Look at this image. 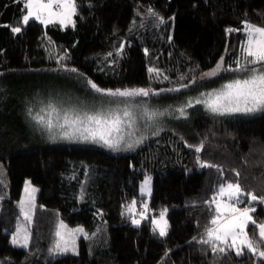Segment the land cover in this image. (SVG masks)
<instances>
[{
  "label": "trees",
  "instance_id": "trees-1",
  "mask_svg": "<svg viewBox=\"0 0 264 264\" xmlns=\"http://www.w3.org/2000/svg\"><path fill=\"white\" fill-rule=\"evenodd\" d=\"M76 2L75 25L61 27L35 20L25 24L24 0H0V162L9 185L6 190L0 184V264H210L213 254L210 248L202 252L207 246L199 237L211 226L215 205L204 201L228 181H238L245 193L264 195V112L219 120L199 113L176 129L165 128L146 139L133 152L112 154L102 147L51 144L28 110L34 113L37 106L58 101L51 90L59 88L74 98L73 103L88 100L93 95L88 77L102 87L153 89L187 84L195 77L187 88L156 95L166 102L160 109L171 113L165 118H173L179 113L173 115L172 107L180 108L197 95L194 86L202 72L212 69L221 56L225 66L235 63L244 37L241 21L264 26V0H91V6L89 0ZM148 7L163 23L148 14ZM11 27L21 32L12 33ZM121 42L125 49L117 55L114 48ZM108 52L113 55L106 56ZM58 54L68 71L59 69ZM109 59L116 62L109 64ZM149 66L161 73H149ZM73 67L85 75L72 72ZM232 75L221 73V81ZM202 140L200 153L188 147ZM197 156L220 166L224 175L200 166ZM145 175L151 177L149 217L133 225L127 205L135 198L140 211L146 198L139 194V185ZM26 180L38 188V195L31 246L24 249L13 245L10 236ZM248 203L242 195L237 206ZM251 206L257 223L264 222V202ZM165 208L168 231L160 237L151 219ZM59 220L83 226L89 236L78 241L76 253L49 258ZM246 230L258 237L255 226ZM254 261L259 264L247 251L236 257L232 250L229 258H222V264Z\"/></svg>",
  "mask_w": 264,
  "mask_h": 264
},
{
  "label": "snow or ice",
  "instance_id": "snow-or-ice-1",
  "mask_svg": "<svg viewBox=\"0 0 264 264\" xmlns=\"http://www.w3.org/2000/svg\"><path fill=\"white\" fill-rule=\"evenodd\" d=\"M89 5L91 6V0H89ZM24 7L26 14H23L22 20L25 24H28L30 18H33L44 25L58 20L63 27L67 24L75 25L73 15L77 12L79 5L76 0H25ZM147 12L159 23H163V17L152 7H148ZM241 23L244 25L247 38L241 44V55L237 56L235 66L233 67L231 63L225 66V58L221 56L212 69L201 73V77L216 76L218 73H232V78L227 79L219 89L200 92L199 95L203 98L201 100L189 98L179 108V116H188V112L184 109L193 103L203 104L211 113L264 111V26H257L247 20L241 21ZM11 32L19 33L21 28L11 27ZM168 39L171 40L172 37L169 36ZM124 49L125 43L121 42L118 48H114V51L119 55ZM148 51V48H144L146 55ZM105 55L111 57L113 53L108 52ZM56 60L59 69L68 71L67 65L61 60V55H56ZM107 62L114 64L116 61L109 59ZM71 71L80 76L85 75L79 73V70L74 67ZM148 72L159 75L161 69L149 66ZM183 78V74H181L180 79ZM164 79L167 80L169 77L165 76ZM195 79L193 77L188 80L187 84L178 83L169 89H153L142 86L102 87L88 77L86 85L93 93L90 100L77 101L67 107H57L53 103H49L47 116L39 113L33 115L31 108L28 112L36 121V129L46 133L50 140L92 141L113 151L121 148L132 149L142 143L144 139L142 131L139 136L137 135L140 125L143 128L149 127V122L158 125L161 122L158 118L166 114L171 115L168 109L153 107L149 101L137 98L156 96L163 91L177 92L187 88ZM53 113L56 114L55 118H53ZM156 134L155 131L152 132L153 136ZM203 146V140L195 145H188L190 148H195L196 153H200ZM197 163L202 167L216 168L221 176L224 175L220 166L202 160L199 156H197ZM231 171L239 177L240 173L237 169L233 168ZM150 180L151 177L145 175L140 189L142 193L151 191ZM25 185L29 187L28 195L21 197L19 207L26 224L31 225L33 222L32 211L35 208L33 196L35 188L30 187L27 180ZM242 195H246L249 203L238 207ZM222 197L223 199H221ZM252 202H264V195H256L254 191L245 193L238 181L221 183L219 190L213 192L212 199L204 201L206 205H215V214L211 215L210 219L211 226L206 225L199 237V243L202 246H207V248L202 247V252L210 248L213 254L210 264H222V258H229L232 250L236 257H242L247 251L253 257L259 258V264H264V222L257 223L254 219L255 209L251 206ZM136 203L137 201L133 198L132 202L127 205V211L133 214L131 222L140 224L141 220L146 218L149 205L141 204L140 211L137 213ZM39 207L43 208L44 205ZM166 211V208L161 210L159 217L153 216L151 219L153 231L158 230L160 237H164L168 231V221L165 219ZM137 215L139 219L136 218ZM250 226H255L258 229V237L255 233L250 235L246 230ZM80 233L85 238L89 236L82 226L68 228L63 220H59L54 232L55 239L48 251L50 253L75 252V237ZM30 235L29 228L21 225L17 218L16 230L11 233V243L28 248ZM92 235L94 236L95 233ZM192 240H197V237H192ZM165 256H167V252Z\"/></svg>",
  "mask_w": 264,
  "mask_h": 264
},
{
  "label": "rangeland",
  "instance_id": "rangeland-1",
  "mask_svg": "<svg viewBox=\"0 0 264 264\" xmlns=\"http://www.w3.org/2000/svg\"><path fill=\"white\" fill-rule=\"evenodd\" d=\"M24 3H25V0H24ZM26 14V12L24 13ZM74 16V15H73ZM30 20H34L33 18H30ZM23 21V20H22ZM38 23H40L39 21H36ZM24 23V22H23ZM53 23H56V24H59V21L58 20H54L52 22H50L49 24H53ZM42 24V23H41ZM44 25V24H43ZM60 25V24H59ZM68 25H71V24H67L65 26H68ZM61 26V25H60ZM63 26V27H65ZM62 27V26H61ZM244 33V37L242 38L241 42L238 44V47H237V56H240L241 55V44L242 42L247 38L246 37V33L243 31ZM235 66V63L233 64V67ZM224 75V74H223ZM64 82L67 81V76H61L60 77ZM222 80V77H221V73H218L216 76H211V77H200L199 78V81L196 83V86H194V89L197 88V95L193 97V99L195 100H201L203 99L202 97H200L199 93L200 92H207L211 89H219L222 84L226 81V80ZM215 84H218L216 86H213ZM198 85V86H197ZM209 85H212L213 87H210L208 89H204L206 88L207 86ZM202 86V88H200ZM204 89V90H202ZM64 92H66V90L64 88H59L57 90H51V94H54V95H59V100L58 101H48L46 102L45 104H41L39 106H37V109L36 111L33 113V115L39 113L40 115H44V116H47V113H48V109H47V105L49 103H53L55 106L57 107H67L69 104L73 103V100L74 99L73 97L67 95V94H63ZM67 93V92H66ZM62 95L64 96L62 98ZM163 95H158V96H154L153 98H148L147 101H149V104L153 107L156 106V108H161L162 105H164L166 102L164 101L163 99ZM88 100L91 99V97L87 96ZM85 101V100H84ZM155 105V106H154ZM172 110H174V114L173 115H176L179 113V108L177 107H172ZM185 111L188 112V116L186 117H181L179 115H176L174 116L173 118L172 117H168V118H165V116L163 117H160L158 118L161 122L158 124V125H153L151 122H149V127L147 128H143L142 125H140V130L137 131V135L139 136L141 134V131L143 132V135H144V139L142 141L145 142L146 139L150 140L152 138H154L155 136H157L161 131H163L165 128L166 129H176L178 128V125L180 123V125H182L183 122H185L188 118L192 119L194 118L196 115H198L199 113H205L206 115H208L209 117H212V119H215V120H219V119H226V118H234V117H255L261 113H263L264 111H257V112H253V113H242V112H236V113H211L210 111H208L204 106L203 104H196V103H193L191 104L188 108H185L184 109ZM56 114L53 113V118H55ZM32 119V117L30 118ZM34 124L36 125V121L33 120ZM159 129V130H157ZM156 132L157 134L155 136L152 135V132ZM46 134V133H45ZM47 136V134H46ZM48 137V136H47ZM49 142L52 144V143H66V144H73V145H78V146H93V147H102L103 149H105L106 151L112 153V154H125V153H128V152H133L135 151L142 143L136 145L135 148H132V149H118V150H111L109 148H106L104 147L103 145L101 144H97L95 142H92V141H81V140H67V139H56V140H50L49 139ZM29 181V180H27ZM143 181V180H142ZM0 184L7 190L8 189V178H7V172H6V169L3 165L2 162H0ZM29 186L30 187H34L35 188V192L33 193V196H34V201H35V208L33 209L32 211V216H33V222L31 225H27L26 224V221H25V218L23 217V215H21L20 213V207H19V202L21 200V197L24 196V197H27L28 195V190H29V187L25 185V182L23 184V188H22V192H21V196H20V199L18 201V208H19V222L21 225L23 226H27L29 228V231L31 233L30 235V238H29V247L31 246V237H32V227H33V223L35 221V211H36V199H37V195H38V188L34 185L31 184V182L29 181ZM142 187V182L140 183L139 185V194L141 196H144L146 199H145V202L144 203H147L148 204V201H149V197L151 195V192H152V188H151V180H150V183H149V187L151 188V191H146V192H141L140 189ZM223 199V197L221 198ZM142 203V204H144ZM149 210L147 211L146 213V218L147 219L149 217ZM160 214V213H159ZM159 214L156 215V217H159ZM139 219V216L137 215V217ZM145 219H142L141 222ZM165 219H166V213H165ZM167 220V219H166ZM59 222V221H58ZM133 225H139V224H133ZM68 226V225H67ZM153 226V225H152ZM16 227H17V222H16V225L14 227V231L16 230ZM77 226H74V227H71V226H68V228H75ZM83 227V226H82ZM84 228V227H83ZM85 229V228H84ZM86 231V229H85ZM158 233L159 231L156 230ZM55 232V230H54ZM87 232V231H86ZM84 235L82 233L80 234H77L76 237H75V246H76V251L75 252H72V251H67V252H64V253H76L78 251V241L83 238ZM10 242H11V236H10ZM17 247H20V248H23L22 246H19V245H15ZM28 247V248H29ZM24 249H27V248H24ZM64 253H52L50 255H48L49 258H55L57 257L58 255H61V254H64Z\"/></svg>",
  "mask_w": 264,
  "mask_h": 264
}]
</instances>
